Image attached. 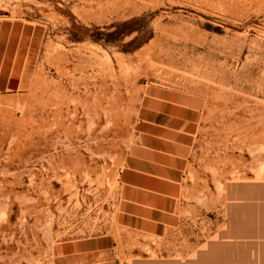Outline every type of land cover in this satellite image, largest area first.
I'll return each instance as SVG.
<instances>
[{
  "label": "rangeland",
  "instance_id": "1",
  "mask_svg": "<svg viewBox=\"0 0 264 264\" xmlns=\"http://www.w3.org/2000/svg\"><path fill=\"white\" fill-rule=\"evenodd\" d=\"M0 264H264V0H0ZM145 85L205 107L178 223H116ZM99 241L62 256V244Z\"/></svg>",
  "mask_w": 264,
  "mask_h": 264
},
{
  "label": "crops",
  "instance_id": "2",
  "mask_svg": "<svg viewBox=\"0 0 264 264\" xmlns=\"http://www.w3.org/2000/svg\"><path fill=\"white\" fill-rule=\"evenodd\" d=\"M19 47L0 25V93L15 87ZM205 103L200 96L145 85L135 118L136 144L118 174L116 223L134 233L160 237L179 221L183 171ZM62 256L95 252L99 241L65 243Z\"/></svg>",
  "mask_w": 264,
  "mask_h": 264
}]
</instances>
